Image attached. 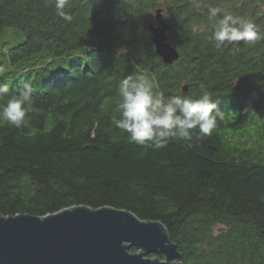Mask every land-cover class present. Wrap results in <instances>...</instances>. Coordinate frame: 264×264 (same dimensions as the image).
I'll return each instance as SVG.
<instances>
[{
  "label": "trees",
  "instance_id": "1",
  "mask_svg": "<svg viewBox=\"0 0 264 264\" xmlns=\"http://www.w3.org/2000/svg\"><path fill=\"white\" fill-rule=\"evenodd\" d=\"M157 10L180 56L170 66L152 43ZM65 11L0 0V107L21 81L34 89L29 124L0 123V215L109 207L162 224L178 264H264V40H212L223 13L264 35V0H67ZM129 76L165 98L207 91L216 128L158 150L129 143L112 123Z\"/></svg>",
  "mask_w": 264,
  "mask_h": 264
},
{
  "label": "water",
  "instance_id": "2",
  "mask_svg": "<svg viewBox=\"0 0 264 264\" xmlns=\"http://www.w3.org/2000/svg\"><path fill=\"white\" fill-rule=\"evenodd\" d=\"M156 20L149 27L155 53L173 65L180 56L168 41L161 10ZM179 259L162 224L126 211L79 207L44 218L0 215V264H178Z\"/></svg>",
  "mask_w": 264,
  "mask_h": 264
},
{
  "label": "clouds",
  "instance_id": "3",
  "mask_svg": "<svg viewBox=\"0 0 264 264\" xmlns=\"http://www.w3.org/2000/svg\"><path fill=\"white\" fill-rule=\"evenodd\" d=\"M66 4L67 0H55L56 14L71 20L65 11ZM219 12V9H213L212 16ZM212 28V40L217 49L234 42L247 44L264 40L256 24L231 13L220 15ZM33 91L30 82L21 81L19 95L12 96L0 107V123L26 127L29 124L28 113L32 111ZM8 93L9 87L0 84V98ZM118 97L116 111L119 118L113 117L112 123L128 134L129 143L158 150L174 139L191 141L196 129L199 130L198 138L209 136L217 125V104L212 102L207 91L198 98H165L155 89L154 82L143 76H129L120 83Z\"/></svg>",
  "mask_w": 264,
  "mask_h": 264
},
{
  "label": "rangeland",
  "instance_id": "4",
  "mask_svg": "<svg viewBox=\"0 0 264 264\" xmlns=\"http://www.w3.org/2000/svg\"><path fill=\"white\" fill-rule=\"evenodd\" d=\"M7 41L9 42V45H10V46H13V45H16L20 40H18V41H13V40H10V39L8 40V39H7Z\"/></svg>",
  "mask_w": 264,
  "mask_h": 264
}]
</instances>
